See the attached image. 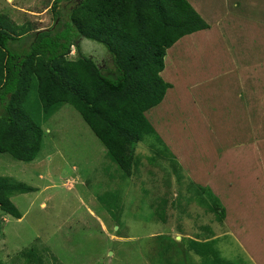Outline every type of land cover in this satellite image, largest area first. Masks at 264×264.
<instances>
[{
	"label": "rangeland",
	"instance_id": "obj_1",
	"mask_svg": "<svg viewBox=\"0 0 264 264\" xmlns=\"http://www.w3.org/2000/svg\"><path fill=\"white\" fill-rule=\"evenodd\" d=\"M54 1L0 0V14L17 27L30 23L47 29L54 25ZM68 1L58 4L67 17ZM234 45L230 43L232 49ZM80 46L85 57L111 75L103 46L85 39ZM228 46L218 43L208 51L198 50L193 59L176 57L183 64L176 71L191 69L193 61L196 68V62L206 67L213 63L222 72L215 80L203 73L208 81L197 97L182 88L195 82L194 77L175 72L167 53L160 76L173 90L146 114L160 143L145 137L136 144L130 178L68 106L41 124L42 148L34 162L0 155V177L32 189L11 199L19 220L0 212V264H24L22 255L30 250L43 264H163L158 253L165 252L161 244L168 239L184 255L182 264L200 262L198 251L188 248L191 241L224 263L264 264V66L250 77L249 71L237 77L228 74ZM69 59H76L73 48ZM251 62L257 61L248 58L244 67ZM237 68H243L239 60ZM198 185L221 202L222 223L203 212L200 199L191 201ZM178 192L183 199H176ZM154 197L169 203L158 217L153 214ZM168 256L171 264L178 262L176 254Z\"/></svg>",
	"mask_w": 264,
	"mask_h": 264
},
{
	"label": "trees",
	"instance_id": "obj_2",
	"mask_svg": "<svg viewBox=\"0 0 264 264\" xmlns=\"http://www.w3.org/2000/svg\"><path fill=\"white\" fill-rule=\"evenodd\" d=\"M60 2L52 3L54 25L47 29L32 28L29 23L17 27L0 14V155L25 164L34 162L42 148L41 124L68 106L123 176L130 178L136 144L145 137L160 143L146 114L163 102L171 88L160 76L167 50L208 26L185 0H72L68 17L61 15ZM83 39L104 47L111 75L82 54ZM14 44L19 45L13 48ZM72 48L74 60L69 59ZM194 189L191 201L200 199L203 212L222 223L225 211L219 199L202 187ZM31 191L0 177V212L19 220L11 199ZM183 198L178 192L176 199ZM167 203L154 197L153 214L167 212ZM168 241L161 244L165 252L158 253L163 264H171L169 254H176L175 264H182L184 255L174 250L173 240ZM191 242L188 248L198 251L199 264H228ZM22 258L24 264H43L34 250Z\"/></svg>",
	"mask_w": 264,
	"mask_h": 264
},
{
	"label": "crops",
	"instance_id": "obj_3",
	"mask_svg": "<svg viewBox=\"0 0 264 264\" xmlns=\"http://www.w3.org/2000/svg\"><path fill=\"white\" fill-rule=\"evenodd\" d=\"M185 1L207 24L208 29L180 39L169 50H167L166 52V55L168 53L167 62L169 63L170 67L174 68L175 72L178 71V70L176 71L177 65L179 66L183 65L182 63L178 62V60H176L177 56L193 59L194 57H196L195 55L196 51L198 50L199 52L208 51L210 50V47L214 45H218V43L229 44L228 50L231 52V54H230V59L227 58L230 65V69H227L228 74L230 73L233 76L237 77L238 76L237 74H242V75L248 74L249 71L251 72L250 74H248L250 77L252 74H259L260 72H262L264 66V0H185ZM66 2L69 1L66 0ZM10 20L11 18H9V21ZM26 24L27 23H24L23 25ZM244 24L247 27L242 28L241 25ZM37 29L42 30V28H37ZM245 42L248 43H246L245 45ZM230 43H235L233 49L231 48ZM237 44H239L241 47L245 48L246 50L243 51L237 50L236 47ZM248 58H254L256 59L257 62L256 63L251 62L250 65L248 64L246 67H244V62ZM173 59L175 60L172 61ZM238 60L240 61L241 67L243 68H237ZM183 63L189 64V62H183ZM196 63H197V68L192 61L191 69H186V70L181 69L180 71H178L179 73L185 72L187 74H191V77H194L193 81L195 82L187 83L186 85H183L182 88L183 91L188 92V94L195 96L196 94L202 93L201 90L204 86V83L205 81H208V80H204L203 73L209 72V75H207V77L209 79L214 78L213 80H215L216 77H221L220 73H222L221 71H217V69H215L213 63L207 64L208 67L204 66L201 62H196ZM206 68L208 69L207 71H205ZM164 69H165V64H164ZM163 81L167 84H170L168 81L165 80V78H163ZM173 87L174 85H171V88L167 90L170 91L169 93L170 95L173 90ZM211 96L213 97V95ZM166 99L167 98L164 97L163 100ZM202 100H204V97ZM248 105L249 104H247L246 110H248V108H251ZM248 119L251 121V118Z\"/></svg>",
	"mask_w": 264,
	"mask_h": 264
},
{
	"label": "water",
	"instance_id": "obj_4",
	"mask_svg": "<svg viewBox=\"0 0 264 264\" xmlns=\"http://www.w3.org/2000/svg\"><path fill=\"white\" fill-rule=\"evenodd\" d=\"M79 1V0H78Z\"/></svg>",
	"mask_w": 264,
	"mask_h": 264
}]
</instances>
